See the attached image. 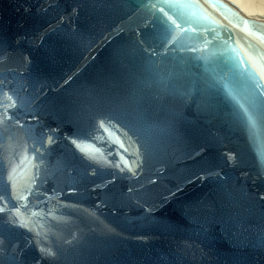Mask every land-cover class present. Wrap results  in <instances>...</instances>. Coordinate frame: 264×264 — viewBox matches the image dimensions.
I'll use <instances>...</instances> for the list:
<instances>
[{
	"label": "water",
	"instance_id": "95a60500",
	"mask_svg": "<svg viewBox=\"0 0 264 264\" xmlns=\"http://www.w3.org/2000/svg\"><path fill=\"white\" fill-rule=\"evenodd\" d=\"M0 264H264V21L0 0Z\"/></svg>",
	"mask_w": 264,
	"mask_h": 264
},
{
	"label": "bare ground",
	"instance_id": "6f19581e",
	"mask_svg": "<svg viewBox=\"0 0 264 264\" xmlns=\"http://www.w3.org/2000/svg\"><path fill=\"white\" fill-rule=\"evenodd\" d=\"M241 7L249 17L264 21V0H230Z\"/></svg>",
	"mask_w": 264,
	"mask_h": 264
}]
</instances>
